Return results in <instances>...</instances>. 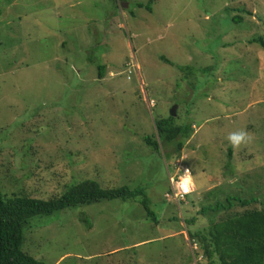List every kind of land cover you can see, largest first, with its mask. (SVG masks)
Masks as SVG:
<instances>
[{
	"label": "rangeland",
	"instance_id": "1",
	"mask_svg": "<svg viewBox=\"0 0 264 264\" xmlns=\"http://www.w3.org/2000/svg\"><path fill=\"white\" fill-rule=\"evenodd\" d=\"M254 37L264 38V0H0L1 184L40 198L83 180L144 187L158 219L138 200L66 209L33 219L24 250L47 264H201L188 221L205 226L203 207L229 194L257 199L230 212L264 202ZM174 106L194 132L170 160L172 148L144 139ZM239 130L252 139L234 149L226 137ZM184 166L194 193L165 199Z\"/></svg>",
	"mask_w": 264,
	"mask_h": 264
},
{
	"label": "trees",
	"instance_id": "2",
	"mask_svg": "<svg viewBox=\"0 0 264 264\" xmlns=\"http://www.w3.org/2000/svg\"><path fill=\"white\" fill-rule=\"evenodd\" d=\"M139 6L144 7L143 4ZM239 17L238 22H241L242 17ZM253 42L261 43L264 47V38L254 37ZM163 60L170 63L165 58ZM98 71L99 79H104L106 67L99 65ZM175 117L170 115L156 122L155 134L159 139L155 134L144 139L145 144L158 153L163 146L172 148L165 153V157L170 160L174 152L176 157L181 155L184 144L194 132L192 123L178 125ZM171 169L174 170L169 166L172 172ZM12 180L14 185H19L17 177L13 176ZM19 186L20 188L11 192L0 182V264H47L24 250L27 237L25 233L33 229V219L51 217L66 209L101 201L138 200L148 217L158 222L156 213L150 208V200L144 187L103 188L97 181L83 180L71 186L66 185L62 192L40 198L33 196L23 185ZM256 201L253 196L245 199L229 194L224 201L217 200L215 205L203 207L202 214H210L208 224L193 228L194 220L187 222L190 225L187 229L190 239L197 245L194 258L202 257L201 264H264V202L261 208L230 212L237 202L248 206ZM226 211L228 212L222 215ZM84 217L82 221L90 230L92 225Z\"/></svg>",
	"mask_w": 264,
	"mask_h": 264
},
{
	"label": "clouds",
	"instance_id": "3",
	"mask_svg": "<svg viewBox=\"0 0 264 264\" xmlns=\"http://www.w3.org/2000/svg\"><path fill=\"white\" fill-rule=\"evenodd\" d=\"M226 139L229 142V144L235 149L241 146L242 144H248L249 142H251L252 138L246 131L239 130V131L229 133ZM174 173L169 174L170 192L168 193L172 192L171 178H173L177 180L175 182L176 188L181 189L183 193L187 194L191 190V192L186 196V198L192 195L195 191V185L192 180L190 169L184 166L178 170L177 174H174ZM168 193L165 194V199H167L166 195ZM186 198L181 201H185Z\"/></svg>",
	"mask_w": 264,
	"mask_h": 264
},
{
	"label": "built area",
	"instance_id": "4",
	"mask_svg": "<svg viewBox=\"0 0 264 264\" xmlns=\"http://www.w3.org/2000/svg\"><path fill=\"white\" fill-rule=\"evenodd\" d=\"M176 181L177 180L171 178L172 192L168 193L166 195V197H172L173 199L175 198V200H177V201L184 200L186 198V196L191 192V190L187 194L183 193V191L181 189L176 188V186H175Z\"/></svg>",
	"mask_w": 264,
	"mask_h": 264
},
{
	"label": "water",
	"instance_id": "5",
	"mask_svg": "<svg viewBox=\"0 0 264 264\" xmlns=\"http://www.w3.org/2000/svg\"><path fill=\"white\" fill-rule=\"evenodd\" d=\"M176 109H177V107L176 106H174L173 108H172V110H171V115L172 116H176Z\"/></svg>",
	"mask_w": 264,
	"mask_h": 264
}]
</instances>
